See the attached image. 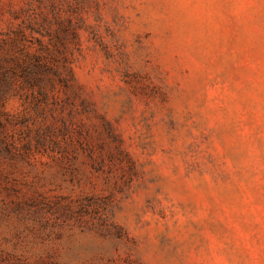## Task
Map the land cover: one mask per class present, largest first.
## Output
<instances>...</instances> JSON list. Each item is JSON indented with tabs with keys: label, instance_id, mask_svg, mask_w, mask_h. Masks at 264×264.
<instances>
[{
	"label": "rangeland",
	"instance_id": "obj_1",
	"mask_svg": "<svg viewBox=\"0 0 264 264\" xmlns=\"http://www.w3.org/2000/svg\"><path fill=\"white\" fill-rule=\"evenodd\" d=\"M0 264H264V0H0Z\"/></svg>",
	"mask_w": 264,
	"mask_h": 264
}]
</instances>
